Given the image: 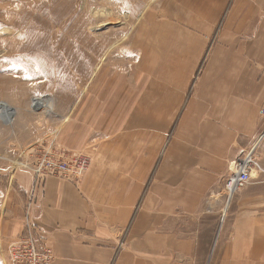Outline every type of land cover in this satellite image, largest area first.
<instances>
[{
  "label": "crops",
  "instance_id": "crops-1",
  "mask_svg": "<svg viewBox=\"0 0 264 264\" xmlns=\"http://www.w3.org/2000/svg\"><path fill=\"white\" fill-rule=\"evenodd\" d=\"M150 6L123 58L141 77L95 80L60 122L56 142L89 169L44 180L36 236L50 264H264V0ZM253 145L262 172L223 212L211 194ZM15 182L18 236L33 175Z\"/></svg>",
  "mask_w": 264,
  "mask_h": 264
},
{
  "label": "rangeland",
  "instance_id": "rangeland-1",
  "mask_svg": "<svg viewBox=\"0 0 264 264\" xmlns=\"http://www.w3.org/2000/svg\"><path fill=\"white\" fill-rule=\"evenodd\" d=\"M152 1L0 0V105L10 111L7 120L0 118V264H7L10 245L24 234L15 233L20 222L16 177L22 170L32 173L51 147L65 152L56 142L60 122L93 92L95 80L141 77L123 58L128 46L136 47L137 25ZM143 57L156 60V51ZM161 66L159 75L166 70ZM34 98L42 105L34 107ZM158 137L165 146L168 136ZM211 195L224 203L218 190ZM26 205L27 199L23 224Z\"/></svg>",
  "mask_w": 264,
  "mask_h": 264
},
{
  "label": "built area",
  "instance_id": "built-area-1",
  "mask_svg": "<svg viewBox=\"0 0 264 264\" xmlns=\"http://www.w3.org/2000/svg\"><path fill=\"white\" fill-rule=\"evenodd\" d=\"M256 147L253 145L250 150L232 160L228 165L226 177L217 189L219 196L224 200L225 210H228L238 193L250 186L262 172L254 157ZM89 162V157L85 154H70L52 147L50 151L38 158L36 165L32 168L34 184L27 195L24 234L20 236L18 242L10 245L6 256L7 264H50L52 262L53 253L50 245L39 242L36 236L37 230L30 222V209L34 206L37 193L43 187L47 177L55 175L64 181L76 182L89 169Z\"/></svg>",
  "mask_w": 264,
  "mask_h": 264
},
{
  "label": "bare ground",
  "instance_id": "bare-ground-1",
  "mask_svg": "<svg viewBox=\"0 0 264 264\" xmlns=\"http://www.w3.org/2000/svg\"><path fill=\"white\" fill-rule=\"evenodd\" d=\"M104 40V39H103ZM105 41V40H104ZM107 44V43H106ZM103 46V45H102ZM154 74V73H153ZM155 75V74H154ZM152 75V76H154ZM3 104V103H2ZM32 105L34 107H38L42 105V101L40 99L34 98V100L32 101ZM0 107H2V113H0V118H8L10 116V111L8 110L7 106L5 107L4 105H0ZM48 108V106L46 105V109ZM12 115V114H11ZM5 118V119H6ZM7 120V119H6ZM44 150V149H43Z\"/></svg>",
  "mask_w": 264,
  "mask_h": 264
}]
</instances>
